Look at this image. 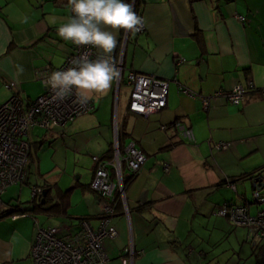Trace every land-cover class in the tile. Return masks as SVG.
I'll return each instance as SVG.
<instances>
[{"label": "crops", "instance_id": "0c3cea01", "mask_svg": "<svg viewBox=\"0 0 264 264\" xmlns=\"http://www.w3.org/2000/svg\"><path fill=\"white\" fill-rule=\"evenodd\" d=\"M68 1L0 0V105L12 95L25 104L35 100L44 90V70L59 67L72 51L77 26ZM73 1L92 6L90 34L100 52L120 58L125 71L168 81L161 110L119 117L121 148L133 142L145 160L125 185L126 208L119 204L111 219L118 235L105 241L107 258L100 264H222L216 254L219 237L228 239L243 225L218 209L246 204L256 214L261 203L250 174L264 168V0H135L133 8L130 0L128 9L127 0ZM139 16L141 32L134 27ZM249 84L254 88L240 104L216 95ZM110 94L112 99L106 98ZM94 103L91 115L51 130L30 129L27 180L2 195L0 264H33L37 223L61 226V236H69L70 229L79 232L83 219L98 226L101 201L91 180L94 157L113 156V92ZM177 120L191 127L194 141L175 128ZM220 141L229 144L215 148ZM59 145L65 157L55 158L52 169L61 173L68 162L75 163L76 175L66 188L56 177L43 182L37 177V154L51 147L54 155ZM35 184L46 191L47 202L44 196L42 201L19 194ZM14 186L20 188L13 194ZM61 196L68 203L66 215L34 210L40 199L48 207ZM12 204L13 212L28 214L13 218L7 211ZM247 238L250 242L248 233ZM242 241L236 238L240 250ZM251 243L253 254L263 240ZM237 257L231 264H239Z\"/></svg>", "mask_w": 264, "mask_h": 264}, {"label": "built area", "instance_id": "2783aa9c", "mask_svg": "<svg viewBox=\"0 0 264 264\" xmlns=\"http://www.w3.org/2000/svg\"><path fill=\"white\" fill-rule=\"evenodd\" d=\"M67 5L70 17L77 26L72 35L70 54L59 67L44 70L41 75L44 90L35 100L25 104L21 98L12 95L0 105V212L3 211L2 195L8 187L27 180L31 151L27 136L30 129L41 127L51 130L57 125H65L93 110L94 99L110 91L114 96V152L110 159L94 157L91 187L101 201L98 226L95 228L83 219L79 232L71 231L69 236H61V226L37 223L35 240L31 246L33 264H100L107 258L105 241L118 235L111 219L119 204H125L126 208L125 185L140 170L145 160V154L133 142L121 148L119 117L129 111L149 116L161 110L168 97L167 80L133 69L125 71L120 58L98 50L90 34L92 6L73 0H69ZM238 18L243 20L244 16ZM134 27L137 32L142 31L144 24L140 16ZM124 83L129 86V90L127 100L122 104L120 92ZM253 88L252 84L247 87L236 85L229 90H219L216 95L240 104ZM260 93L264 98V87ZM201 99L204 104L208 103L206 97ZM174 126L187 141H194L191 127L181 120L175 121ZM228 144L220 141L215 144V148L222 149ZM43 190L41 186L32 185L33 198H41ZM255 197L260 202L264 201L257 191ZM8 210L13 218L28 214L26 211L13 212V206H9ZM218 214L246 227L252 242L264 240V208L251 214L246 204L232 203L218 209Z\"/></svg>", "mask_w": 264, "mask_h": 264}, {"label": "rangeland", "instance_id": "374dc122", "mask_svg": "<svg viewBox=\"0 0 264 264\" xmlns=\"http://www.w3.org/2000/svg\"><path fill=\"white\" fill-rule=\"evenodd\" d=\"M128 90H129V88L123 87V85H122L121 92H120V102L122 104L124 102H126V100H127ZM108 97L112 99L111 94L108 95L106 98H108ZM93 113L94 112H89V115H91ZM37 129L45 130L41 127L37 128ZM59 141H61V143H63V140H59ZM66 141H67V137H66ZM58 147H59L60 151H56L54 153V155H53V152H54L53 148H51V147L50 148H44V150H42L41 152H39L37 154L38 164L40 167V175H38L37 177H38V180H40L42 182L45 178L50 180V178L56 177V178L60 179V183L63 184L66 188V187H69L68 184H70L72 182V180L74 179V177L76 175V173H75L76 171L73 170V165H75V163L69 160L70 162H68L67 168L62 169V171H60L61 173H58V170H53L52 169L54 166L53 161L56 162L55 158L62 157V159H63L65 157V153L63 152L64 145L63 146L59 145ZM62 161L64 162V160H62ZM90 167H91V165L87 166L88 170H90ZM19 188H20L19 186H14L13 187V194L15 192L19 191ZM56 193L57 192L55 191L54 195H56ZM19 194L22 196V198H25V199L29 198L31 196V187H29L28 185L23 186V188H21V190L19 191ZM262 205L264 206V202L260 203L259 204L260 207H258V208L260 209L261 207H263ZM46 222H47V224H51L53 221H52V219H49L48 221L46 220ZM234 224H237V223H234ZM237 225L240 226V224H237ZM236 238H239L241 241L244 239L246 240V241H242L243 247H241V250L237 246ZM213 239H214V237H213ZM214 240H216V239H214ZM219 240H221L220 241L221 246L216 251V254H217V259L222 264L234 263L237 255H238L237 258L239 260H241L239 262V264H256V258L252 254V249L249 245L252 240L250 239V242H247L248 238H247V233H246V227H243V226L237 227L235 229V232L232 233L231 237H229L227 239L226 236H222V237H219ZM251 244L253 246H255L254 242H252Z\"/></svg>", "mask_w": 264, "mask_h": 264}, {"label": "trees", "instance_id": "16d2710c", "mask_svg": "<svg viewBox=\"0 0 264 264\" xmlns=\"http://www.w3.org/2000/svg\"><path fill=\"white\" fill-rule=\"evenodd\" d=\"M129 2H130V0H127V3H124V8L127 7V9H128ZM119 133H120V131H119ZM250 175H251V178L258 177V176L263 177L264 176V168H261V169L255 171V173L252 172ZM35 185H37V184H35ZM260 189L261 190H259L258 188H256L254 191H257L258 194L260 195V197H264V186H262ZM44 191L45 190H43V192ZM42 196H44V195H42ZM44 197H45V201L47 202L48 196L46 195ZM41 199L39 200V203L34 204V210H38V209L45 210L46 212H49L48 214H52V215H55V216H59L61 214L66 215L68 213L67 212L68 203L64 199L63 196H61L59 198V200L55 201L52 205H50L48 207H45V205H43V204L40 203ZM263 202H261V203H263ZM11 206H13V204ZM13 207H15V205ZM261 208H263V207H261ZM7 211H9V210H7ZM28 212H30V211H28ZM0 214H2V212H0ZM71 231L72 230L70 229L68 232H71ZM253 254L255 255V258H256V264H264V240H263V243L257 245V248L255 249V251L253 252Z\"/></svg>", "mask_w": 264, "mask_h": 264}, {"label": "water", "instance_id": "95a60500", "mask_svg": "<svg viewBox=\"0 0 264 264\" xmlns=\"http://www.w3.org/2000/svg\"><path fill=\"white\" fill-rule=\"evenodd\" d=\"M135 0H133L132 1V8H133V2H134ZM132 8H131V10H132ZM253 183L256 185V187L259 189V188H261L262 186H264V176L263 177H261V176H258V177H254L253 178ZM45 194H46V191H44L43 192V195L45 196ZM42 201H43V199H42Z\"/></svg>", "mask_w": 264, "mask_h": 264}]
</instances>
